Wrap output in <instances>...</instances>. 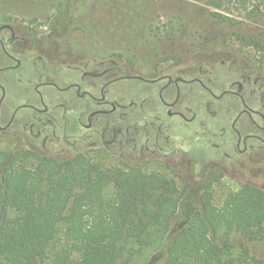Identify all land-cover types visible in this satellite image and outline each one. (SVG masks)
<instances>
[{
  "label": "trees",
  "instance_id": "trees-1",
  "mask_svg": "<svg viewBox=\"0 0 264 264\" xmlns=\"http://www.w3.org/2000/svg\"><path fill=\"white\" fill-rule=\"evenodd\" d=\"M31 154L0 150V264H134L146 250L145 264H264L251 246L264 245L263 187L217 206L211 184L193 196L141 163Z\"/></svg>",
  "mask_w": 264,
  "mask_h": 264
},
{
  "label": "rangeland",
  "instance_id": "rangeland-1",
  "mask_svg": "<svg viewBox=\"0 0 264 264\" xmlns=\"http://www.w3.org/2000/svg\"><path fill=\"white\" fill-rule=\"evenodd\" d=\"M4 21L37 28L44 36L55 31L54 40H51L58 43L65 60L72 51L86 50L106 59H118L128 73L138 69L147 77H152L159 69L172 68L180 61H185L188 70L200 64L204 70L203 79L216 89L217 94L239 73L238 66L260 63L262 70L258 75L264 78V0L226 1L222 8H216L206 0H0V22ZM69 67L57 64L51 66V70L61 80L73 73ZM114 89L125 90L126 103H129L132 99L141 101L148 95L147 91L155 87L123 80L111 87ZM143 90L145 94L137 93ZM196 99L192 106L201 112L199 115L205 123L203 132L207 130L209 137L216 139L214 133L222 127L206 112V102L211 101L212 109L221 112L218 116L225 118L238 103L232 97L215 102L199 90H196ZM134 115L128 117L132 119ZM126 120L121 135L113 147H108L110 150L94 138L88 143L72 145L60 137H50L45 145L31 138L28 130L31 143L18 135L9 139L0 131V150H29L32 153L30 162L38 154L65 159L81 153L105 168L124 162L141 163L149 172L158 171L175 178L181 188L188 186L193 196L211 184L212 202L217 206H222L226 195L239 191L245 182L264 188V175L246 177L245 172L229 167L226 173L224 168L210 161H195L189 155L195 139L189 128L186 129V143H181L178 137L173 138L178 130L169 141L162 134L151 130L149 133V128L135 130L131 128L134 120L127 124ZM111 138L112 134H108V139ZM153 141L162 144L156 147L154 157L150 156L151 148L147 146V143L152 146ZM234 236L238 239V234ZM251 246L255 254L264 257L261 241H252ZM150 253L151 250H146L134 264H145Z\"/></svg>",
  "mask_w": 264,
  "mask_h": 264
},
{
  "label": "flooded vegetation",
  "instance_id": "flooded-vegetation-1",
  "mask_svg": "<svg viewBox=\"0 0 264 264\" xmlns=\"http://www.w3.org/2000/svg\"><path fill=\"white\" fill-rule=\"evenodd\" d=\"M54 35L55 31L44 36L37 28L14 21L0 22V131L9 139L18 135L27 142L28 130L31 138L45 145L50 137H60L72 145L94 138L111 148L127 119L126 124L129 120L135 122L131 128H149V133L162 134L169 141L178 130L173 138L178 137L181 143H186L189 128L195 134L189 144V155L195 161H210L226 173L229 167L245 172L246 177L264 175V78L258 75L260 63L238 66L239 73L217 94L203 79L200 64L188 70L185 61H180L147 77L138 69L128 73L118 59H106L86 50L72 51L65 60L58 43L51 40ZM57 64L70 66L73 73L61 80L56 78L51 66ZM123 80L155 89L147 91L141 101L126 103L125 90H111ZM196 90L207 93L215 102L232 97L238 103L225 118L212 109L211 101L206 102V112L222 127L214 133L216 139L210 138L207 130L203 132L201 112L192 106L197 101ZM129 114L136 115L130 119ZM108 134H112L111 139ZM147 146L154 157L156 147L162 144L153 141Z\"/></svg>",
  "mask_w": 264,
  "mask_h": 264
}]
</instances>
